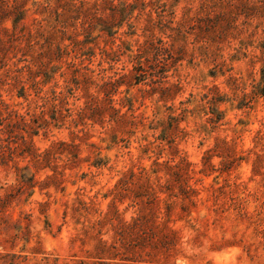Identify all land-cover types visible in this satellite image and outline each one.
Here are the masks:
<instances>
[{
	"label": "rangeland",
	"instance_id": "rangeland-1",
	"mask_svg": "<svg viewBox=\"0 0 264 264\" xmlns=\"http://www.w3.org/2000/svg\"><path fill=\"white\" fill-rule=\"evenodd\" d=\"M0 264H264V0H0Z\"/></svg>",
	"mask_w": 264,
	"mask_h": 264
},
{
	"label": "trees",
	"instance_id": "trees-1",
	"mask_svg": "<svg viewBox=\"0 0 264 264\" xmlns=\"http://www.w3.org/2000/svg\"><path fill=\"white\" fill-rule=\"evenodd\" d=\"M114 190H116V189H110L109 193H114L115 192ZM110 205H115V198L111 199ZM115 208H116L115 211H116L117 216L120 217L121 213H120L119 209L117 207H115Z\"/></svg>",
	"mask_w": 264,
	"mask_h": 264
}]
</instances>
